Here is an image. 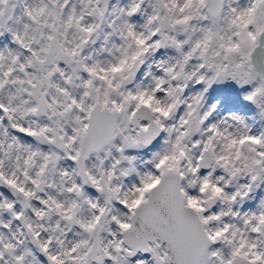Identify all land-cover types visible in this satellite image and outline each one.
Wrapping results in <instances>:
<instances>
[{
  "label": "snow or ice",
  "instance_id": "snow-or-ice-1",
  "mask_svg": "<svg viewBox=\"0 0 264 264\" xmlns=\"http://www.w3.org/2000/svg\"><path fill=\"white\" fill-rule=\"evenodd\" d=\"M0 264H264V0H0Z\"/></svg>",
  "mask_w": 264,
  "mask_h": 264
}]
</instances>
